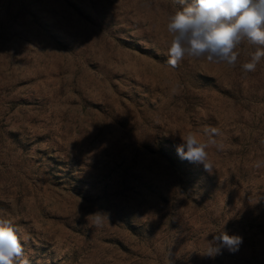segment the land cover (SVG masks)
Segmentation results:
<instances>
[{"label":"rangeland","instance_id":"rangeland-1","mask_svg":"<svg viewBox=\"0 0 264 264\" xmlns=\"http://www.w3.org/2000/svg\"><path fill=\"white\" fill-rule=\"evenodd\" d=\"M176 7L0 0V214L30 264H264V58L172 68ZM206 126L211 174L177 153ZM222 231L239 250L204 256Z\"/></svg>","mask_w":264,"mask_h":264},{"label":"clouds","instance_id":"clouds-1","mask_svg":"<svg viewBox=\"0 0 264 264\" xmlns=\"http://www.w3.org/2000/svg\"><path fill=\"white\" fill-rule=\"evenodd\" d=\"M176 3L178 7L169 13L166 23L170 39L166 41L164 54L169 66L175 69L185 59H206L234 68L240 55L237 49L246 42L255 46V51L241 70L244 74L256 71L264 58V0H191L190 3L176 0ZM199 135L188 132L180 136L182 143L177 145V153L181 159L202 164L211 174L213 165L207 149L223 147L216 139L221 130L206 126L202 133L206 139H200ZM87 217L99 227L108 214L97 211ZM26 241L22 228L0 214V264H30L24 248ZM242 242V237L222 231L208 241L204 256L215 258L222 248L234 253Z\"/></svg>","mask_w":264,"mask_h":264}]
</instances>
